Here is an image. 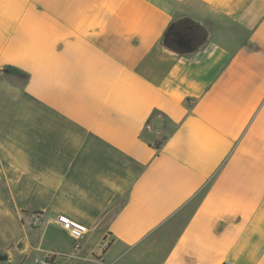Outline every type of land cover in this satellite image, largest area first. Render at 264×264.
Here are the masks:
<instances>
[{
  "label": "crops",
  "instance_id": "0c3cea01",
  "mask_svg": "<svg viewBox=\"0 0 264 264\" xmlns=\"http://www.w3.org/2000/svg\"><path fill=\"white\" fill-rule=\"evenodd\" d=\"M2 223L7 264H264V0H0Z\"/></svg>",
  "mask_w": 264,
  "mask_h": 264
},
{
  "label": "built area",
  "instance_id": "2783aa9c",
  "mask_svg": "<svg viewBox=\"0 0 264 264\" xmlns=\"http://www.w3.org/2000/svg\"><path fill=\"white\" fill-rule=\"evenodd\" d=\"M34 223L38 221L39 216L35 215ZM56 223L75 240L80 238L81 234L86 231L85 226L69 221L63 216H58L56 218ZM60 254L55 250H49L47 254L37 261V264H58L56 258ZM221 264H231L229 260H224Z\"/></svg>",
  "mask_w": 264,
  "mask_h": 264
},
{
  "label": "water",
  "instance_id": "95a60500",
  "mask_svg": "<svg viewBox=\"0 0 264 264\" xmlns=\"http://www.w3.org/2000/svg\"><path fill=\"white\" fill-rule=\"evenodd\" d=\"M8 259V254L6 252H0V264Z\"/></svg>",
  "mask_w": 264,
  "mask_h": 264
},
{
  "label": "rangeland",
  "instance_id": "374dc122",
  "mask_svg": "<svg viewBox=\"0 0 264 264\" xmlns=\"http://www.w3.org/2000/svg\"><path fill=\"white\" fill-rule=\"evenodd\" d=\"M4 228H5V226H4V224L2 223V224H0V234H1V232H4ZM1 241H0V246H1ZM7 261V260H6ZM6 261H4V262H2L1 264H7L6 263Z\"/></svg>",
  "mask_w": 264,
  "mask_h": 264
}]
</instances>
